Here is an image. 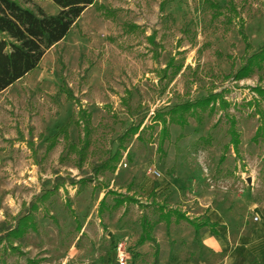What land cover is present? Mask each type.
<instances>
[{"label":"rangeland","instance_id":"1","mask_svg":"<svg viewBox=\"0 0 264 264\" xmlns=\"http://www.w3.org/2000/svg\"><path fill=\"white\" fill-rule=\"evenodd\" d=\"M26 4L58 11L48 0ZM263 41L264 0H96L87 7L35 70L0 93V264H117L119 243L125 264H157L155 246L140 252L149 240L137 241L143 230L154 240L169 228L171 238L166 218L183 219L185 243L190 221L237 219L245 250L264 248V135L254 137L264 115V93L254 91H264V60L235 78ZM211 93L227 107L203 103L183 126L168 123L160 147L154 116ZM79 109L91 128L80 167L67 151L83 133ZM230 117L240 141L236 154L230 145L225 150ZM136 125V134L125 135ZM116 150L115 168H98ZM45 190L50 195L39 202ZM27 212L34 227L4 237ZM213 226L206 225L208 234ZM230 246L209 261L228 264Z\"/></svg>","mask_w":264,"mask_h":264},{"label":"trees","instance_id":"2","mask_svg":"<svg viewBox=\"0 0 264 264\" xmlns=\"http://www.w3.org/2000/svg\"><path fill=\"white\" fill-rule=\"evenodd\" d=\"M33 0H0V93L13 85L15 82L24 78L32 70H35L39 62L47 49L57 44L59 41L65 38L71 27L75 24V21L81 15V13L89 6L95 4L96 0H48L52 2L58 11L54 14H47L42 8L37 7L34 9L27 6L26 2ZM45 1V0H39ZM250 48L249 45H246ZM264 60V41L259 46L258 50L250 53L243 60L239 69L236 71L235 78H244L254 65L260 66V63ZM60 90L66 95L67 99L72 100L73 96L63 83L59 87ZM259 95H262L264 91L261 88L256 87L254 89ZM219 101V105L222 109L227 107V103L224 101L220 93H211L204 99L196 100L192 102H184L171 106L166 110L157 113L155 120L161 127L158 132L159 146L161 147L163 140L168 135L167 125L170 122H178L183 126L187 121L185 115L192 110H196L198 106L203 103L205 105L215 103ZM211 107H213L211 105ZM214 108H211V111ZM262 123L256 130L255 136L264 135V115L261 114ZM76 124L82 125V136L76 143L70 142L67 147V151L72 153L76 158V164L81 166L85 159L86 150L90 143L91 128L89 124V114L83 109H79L77 112ZM229 121V144L225 146V150L229 145L232 146L235 154L238 153L239 135L235 129V122L232 117L228 118ZM138 131V126H131L125 132V135H134ZM64 137L67 138V134L64 133ZM139 137V135H138ZM55 135L50 136L48 139L53 140ZM121 143L122 138H119ZM32 148V143L27 142ZM122 146V144H121ZM123 147V146H122ZM33 152H35L33 150ZM120 158V151L116 152L107 160H104L98 168L108 167L113 170ZM223 158V156H221ZM50 195L49 190H45L43 195L38 198L39 202H45ZM151 195L154 196V191H151ZM105 195L101 198L98 204V214L102 213V205L104 204ZM125 198L118 200L115 204L120 205L125 203ZM130 201H135L131 199ZM37 203L30 205V210H35ZM164 206H161V210ZM170 215V213H166ZM178 215L185 218L184 214ZM167 217V216H166ZM186 219V218H185ZM146 224V223H145ZM145 224L143 227H145ZM34 227V217L31 212H27L21 216L16 223V226L11 229H6L5 236L18 237L21 236L25 230ZM147 232L142 231L138 238L137 243H143L146 239L151 240V237L146 238ZM12 250L16 251L17 248L11 246ZM27 264H37L33 260H28Z\"/></svg>","mask_w":264,"mask_h":264},{"label":"crops","instance_id":"3","mask_svg":"<svg viewBox=\"0 0 264 264\" xmlns=\"http://www.w3.org/2000/svg\"><path fill=\"white\" fill-rule=\"evenodd\" d=\"M208 215V214H207ZM164 218V217H163ZM162 218V219H163ZM208 218V219H206ZM227 218V217H225ZM221 218L220 220H212L209 216H203V222L197 224L196 221L187 222L189 226H192V231L188 232L186 229L184 233H187L189 241L185 243V236L179 230L183 226L180 225V221H171L170 219H164L166 225H171V232L173 236L169 238L170 230H166L165 235L155 236L153 241H145L143 244L138 245V250L141 252L145 247V244L152 243L155 246L154 254L159 261H155L157 264H212V256L222 258L226 256L224 253L230 244V249H233V254H230L231 258L224 260L228 264H264V248L257 250H245L244 239L242 234L243 224L237 219L230 221L229 219ZM184 224V223H183ZM169 225V226H170ZM202 225V226H200ZM206 225L213 226V233L208 234L206 232ZM251 229H255L257 225L250 223ZM203 228V231H202ZM258 229V228H257ZM177 233V234H176ZM180 235L179 239H176L175 235ZM182 237V238H181ZM165 241H164V240ZM235 245L234 247H232ZM141 248V249H140ZM245 251V256H244ZM252 251V252H251ZM249 253V254H246ZM252 253L254 258H249ZM233 256V257H232ZM248 258V260H247ZM198 262V263H197ZM251 262V263H250ZM219 264H224L220 262Z\"/></svg>","mask_w":264,"mask_h":264},{"label":"built area","instance_id":"4","mask_svg":"<svg viewBox=\"0 0 264 264\" xmlns=\"http://www.w3.org/2000/svg\"><path fill=\"white\" fill-rule=\"evenodd\" d=\"M153 173L156 174V175L159 174L156 171H153ZM257 219H258L257 217L253 218L254 221H257ZM114 252H115V258H116L117 264H125L126 255H125V253L123 251L122 243L117 244V246L114 249Z\"/></svg>","mask_w":264,"mask_h":264},{"label":"water","instance_id":"5","mask_svg":"<svg viewBox=\"0 0 264 264\" xmlns=\"http://www.w3.org/2000/svg\"><path fill=\"white\" fill-rule=\"evenodd\" d=\"M247 182H248V183L250 182L249 178H247Z\"/></svg>","mask_w":264,"mask_h":264}]
</instances>
